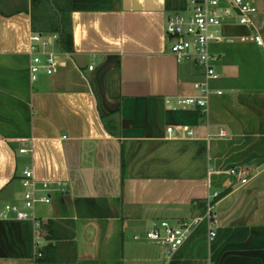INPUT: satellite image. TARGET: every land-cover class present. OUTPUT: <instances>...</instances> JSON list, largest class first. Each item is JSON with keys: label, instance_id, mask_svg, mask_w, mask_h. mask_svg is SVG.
Listing matches in <instances>:
<instances>
[{"label": "crops", "instance_id": "0c3cea01", "mask_svg": "<svg viewBox=\"0 0 264 264\" xmlns=\"http://www.w3.org/2000/svg\"><path fill=\"white\" fill-rule=\"evenodd\" d=\"M250 1V22L231 14V40L210 44L222 94L206 113L166 103L199 93L201 69L165 34L190 0H66L73 49L54 40L55 70L35 80L30 0L0 5V205H23L26 168L50 195L33 217L0 218V264H167L144 232L203 216L208 201L215 235L202 220L168 264H264V0Z\"/></svg>", "mask_w": 264, "mask_h": 264}, {"label": "built area", "instance_id": "2783aa9c", "mask_svg": "<svg viewBox=\"0 0 264 264\" xmlns=\"http://www.w3.org/2000/svg\"><path fill=\"white\" fill-rule=\"evenodd\" d=\"M190 4L191 12L188 16L174 14L168 18L165 24V34L175 39L170 45V52L178 61L193 60L201 69L202 78L193 82L194 88L199 93L178 96L175 102L167 99L166 103L171 108L198 106L206 113L210 96L212 94H222L221 89H213L210 85L211 81L220 77L214 65L218 55L210 50V44L231 40L230 37L222 33V27L225 25V19L228 16L231 14L237 15L239 23L248 24L250 15L257 11V7L250 0H190ZM251 39L258 45L263 43V39L258 33L252 34ZM54 40L57 41L55 34L49 37L38 32L30 34L28 69L31 80L36 79L41 69L47 74H51L55 70L57 64L56 54L54 51L47 49ZM37 41H41V50L36 44ZM89 67L92 68L91 65ZM178 128L189 135L193 134V130L186 125H179ZM173 129L170 126L167 131L172 134ZM219 135L223 136L225 132L220 130ZM25 151V148L20 149V152ZM230 173L236 176L241 183L247 181L245 177L246 170L243 168H232ZM21 185L24 188L23 205L5 203L0 207V218H7L10 215L23 219L33 217L30 210L35 203L50 201V195L47 193V182L36 180L32 170L28 168L23 170ZM214 195L216 196V193ZM204 219L209 224V237L212 238L215 235L218 218L213 212V203L209 201L206 203L203 216L182 220L176 224H171L164 219L154 220L150 228L144 232V236L166 247L165 255L168 264L177 249L191 236L194 227ZM35 224L37 227L39 226L38 222H35ZM134 238H138V236L136 235ZM37 255L41 256L42 252L38 251Z\"/></svg>", "mask_w": 264, "mask_h": 264}, {"label": "trees", "instance_id": "16d2710c", "mask_svg": "<svg viewBox=\"0 0 264 264\" xmlns=\"http://www.w3.org/2000/svg\"><path fill=\"white\" fill-rule=\"evenodd\" d=\"M30 5L31 31L43 35L55 34L61 50L71 51L73 49L72 29L66 0H30Z\"/></svg>", "mask_w": 264, "mask_h": 264}, {"label": "rangeland", "instance_id": "374dc122", "mask_svg": "<svg viewBox=\"0 0 264 264\" xmlns=\"http://www.w3.org/2000/svg\"><path fill=\"white\" fill-rule=\"evenodd\" d=\"M7 1H10V2H7V5H6V3H5V0H0V5H1V7L3 8V6L2 5H4V7L6 6V7H17V6H21V5H24L25 6V0H7ZM4 9V8H3ZM46 9H48V8H46ZM36 13H37V11H35ZM232 17H229V18H235V19H239L238 18V16L237 15H231ZM45 35V34H44ZM36 44H37V46L39 47V50H41L42 49V45H41V41H37L36 42ZM43 56V55H42ZM45 71L44 70H40L39 72H38V74H37V77H39V75H41L42 73H44ZM225 90H228V88H225ZM18 150V149H17ZM17 153H18V151H17ZM27 154H22V155H19V170H21L23 167H24V163H27L28 162V160H27ZM4 204H2V205H0V207H2ZM159 244V247L161 246L162 248H163V250H162V254H165V246L163 245V244H160V243H158ZM157 244V245H158ZM160 247V248H161ZM164 257L166 258V255H164Z\"/></svg>", "mask_w": 264, "mask_h": 264}, {"label": "water", "instance_id": "95a60500", "mask_svg": "<svg viewBox=\"0 0 264 264\" xmlns=\"http://www.w3.org/2000/svg\"><path fill=\"white\" fill-rule=\"evenodd\" d=\"M189 238H190V237H189ZM189 238H188V239H189ZM172 257H173V256H172Z\"/></svg>", "mask_w": 264, "mask_h": 264}]
</instances>
